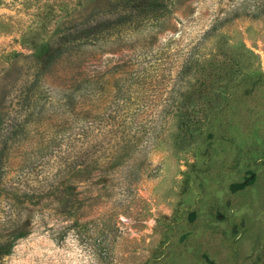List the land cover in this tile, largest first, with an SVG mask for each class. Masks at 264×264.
<instances>
[{"label":"rangeland","instance_id":"rangeland-1","mask_svg":"<svg viewBox=\"0 0 264 264\" xmlns=\"http://www.w3.org/2000/svg\"><path fill=\"white\" fill-rule=\"evenodd\" d=\"M107 3L0 0V112L9 110L19 67L29 62L22 56L42 58L58 28ZM171 9L88 47L87 72L122 73L117 86L130 87L127 101L146 107L147 122L152 108L178 106L202 80L224 98L197 132L183 131L172 112L157 123L160 142L146 154L65 174L73 208L40 211L0 264H264V0H173ZM189 55L197 62L170 98L173 73ZM67 68L53 69L42 83L46 93ZM105 93L108 110L113 92ZM52 111L49 126L10 150L13 164L21 160L34 178L66 149L56 127L69 117Z\"/></svg>","mask_w":264,"mask_h":264},{"label":"trees","instance_id":"trees-1","mask_svg":"<svg viewBox=\"0 0 264 264\" xmlns=\"http://www.w3.org/2000/svg\"><path fill=\"white\" fill-rule=\"evenodd\" d=\"M172 4L173 0H109L105 11L91 13L69 29L58 28L49 37L47 54L42 58L18 54L29 62L19 67L22 71L19 80L14 81L9 110L0 112V262L16 241L32 232L40 211L69 213L73 208L71 183L65 174L79 166L94 170L105 162L116 165L135 150L146 154L160 142L156 132L162 127H157V123L172 112L183 131L197 132L200 119L213 109L212 103L224 98V90H212L210 84L203 86L202 80L179 97L183 100L178 106L171 107L166 102L159 109L154 108L155 113L152 108L154 118L147 122L146 107H132L127 101L130 87H124V83L117 86L125 80L122 73L106 76L87 72L84 54L88 47L100 46L131 27L164 19ZM196 62L189 55L176 67L170 98L174 86ZM63 64L68 68L64 73H56L58 84L51 89L54 91L46 93L43 81ZM229 68L234 69L231 65ZM109 79L116 81V87H105ZM108 90L113 95L107 110L104 100ZM51 110L69 117L61 119L56 127L60 136L58 146L65 145L66 149L56 161L52 160L47 171L34 178L32 170L19 166L21 160L13 164L10 150L49 126ZM38 150L42 151L40 145L35 147ZM43 157L47 158V154L39 159Z\"/></svg>","mask_w":264,"mask_h":264}]
</instances>
